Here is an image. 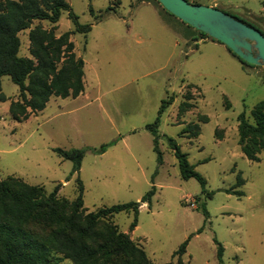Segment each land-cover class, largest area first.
Returning a JSON list of instances; mask_svg holds the SVG:
<instances>
[{"label": "rangeland", "instance_id": "374dc122", "mask_svg": "<svg viewBox=\"0 0 264 264\" xmlns=\"http://www.w3.org/2000/svg\"><path fill=\"white\" fill-rule=\"evenodd\" d=\"M67 1L77 23L63 11L54 33L74 32L70 40L84 62L83 92L51 97L42 111L15 122L8 106L18 99V87L8 76L0 78L7 98L0 101V180L18 178L45 194L58 185L56 196L68 202L75 200L79 180L85 213L140 203L133 230L131 211L106 222L151 264H177L174 252L184 241L181 264H264V151L248 160L237 142L238 115L251 121L252 108L264 101V67L241 62L156 0ZM186 1L216 8L264 35V0ZM76 26L89 30L76 32ZM27 33L18 34L19 56H29ZM163 100L169 104L159 116L158 163L145 125L153 123ZM183 102L189 107L180 113ZM194 125L199 134L191 138ZM168 138L205 179V191L194 178H181ZM107 143L113 145L103 154L93 152ZM54 148H86L79 170L73 173V162ZM56 256L57 264H72Z\"/></svg>", "mask_w": 264, "mask_h": 264}, {"label": "trees", "instance_id": "16d2710c", "mask_svg": "<svg viewBox=\"0 0 264 264\" xmlns=\"http://www.w3.org/2000/svg\"><path fill=\"white\" fill-rule=\"evenodd\" d=\"M63 11H67L68 18L77 23L67 0H0V78L8 76L18 87V99L8 106L15 122H23L32 113L42 111L51 97L75 98L83 92L84 62L74 52L70 40L74 32L54 33ZM34 21H46L51 27L33 25ZM24 30H28V57L18 55V34ZM88 30V26H76L74 31ZM6 99L0 87V101ZM168 104L163 100L153 123L145 125V129L154 135L152 150L158 163H161V154L157 148V127L159 116ZM188 107L186 102L180 104V113ZM250 117L251 121L244 113L238 115L237 142L246 159L254 161L256 155L264 151V101L252 108ZM193 128L191 138L199 134L198 126ZM167 141L181 178H194L205 191V179L188 163L186 154L180 151L174 140L168 138ZM111 145L113 143L102 144L93 152L101 155ZM86 150L53 149L60 158L73 162V173L79 170ZM243 183V179L237 176L235 185ZM77 190L75 200L68 202L56 196L58 185L45 194L41 186L28 185L18 178L0 180V264H57V254L70 259L72 264H151L144 251L126 234L106 222L116 213L131 211L133 220L129 230H133L137 226L140 203L128 202L85 213L83 187L79 180ZM232 193L242 195L240 191ZM153 194L154 187L140 202L148 203ZM186 243H181L174 252L178 257L177 264H181L180 256ZM222 252V246L217 243L220 263Z\"/></svg>", "mask_w": 264, "mask_h": 264}, {"label": "water", "instance_id": "95a60500", "mask_svg": "<svg viewBox=\"0 0 264 264\" xmlns=\"http://www.w3.org/2000/svg\"><path fill=\"white\" fill-rule=\"evenodd\" d=\"M189 27L223 44L241 61L264 67V35L255 28L213 7L186 0H156Z\"/></svg>", "mask_w": 264, "mask_h": 264}, {"label": "crops", "instance_id": "0c3cea01", "mask_svg": "<svg viewBox=\"0 0 264 264\" xmlns=\"http://www.w3.org/2000/svg\"><path fill=\"white\" fill-rule=\"evenodd\" d=\"M144 205V204H143Z\"/></svg>", "mask_w": 264, "mask_h": 264}]
</instances>
